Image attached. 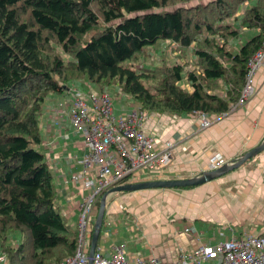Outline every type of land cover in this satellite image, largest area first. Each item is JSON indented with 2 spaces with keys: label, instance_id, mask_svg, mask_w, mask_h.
<instances>
[{
  "label": "trees",
  "instance_id": "16d2710c",
  "mask_svg": "<svg viewBox=\"0 0 264 264\" xmlns=\"http://www.w3.org/2000/svg\"><path fill=\"white\" fill-rule=\"evenodd\" d=\"M187 1L0 0V254L8 264H58L77 246L36 147L50 94L86 82L146 113L178 116L220 115L237 102L246 64L264 40V0L169 7ZM238 2L247 7L229 24ZM234 39L241 43L232 50ZM161 42L191 50L194 68L183 60L146 66L145 52ZM12 233L17 238L8 242Z\"/></svg>",
  "mask_w": 264,
  "mask_h": 264
},
{
  "label": "crops",
  "instance_id": "0c3cea01",
  "mask_svg": "<svg viewBox=\"0 0 264 264\" xmlns=\"http://www.w3.org/2000/svg\"><path fill=\"white\" fill-rule=\"evenodd\" d=\"M77 86L88 89L86 83ZM254 91L243 107L220 115L209 114L212 123L205 128L198 126L196 114L178 116L158 111L149 117L144 129L159 144L172 140L175 146L171 165L164 172L146 174L147 179L143 180L197 175L205 170L207 157L212 152L233 160L258 145L264 139V69L255 75ZM62 96L64 93H54L46 99L39 120L41 139L36 147L48 153L46 159L58 193L56 204L67 223L76 228L81 191L78 184L65 181V177L67 180L81 168L78 160L84 150L66 113L57 116L53 112ZM131 106L132 103L128 108ZM128 108L122 107V110ZM138 181L127 179L125 182ZM189 222L197 236L183 231ZM220 229L224 231L223 237L231 231L236 234L264 232V150L235 169L196 186L110 193L97 247L109 255L114 245L124 243L130 258L154 256L167 261L177 252H191L200 242L213 243L223 238L218 236Z\"/></svg>",
  "mask_w": 264,
  "mask_h": 264
},
{
  "label": "built area",
  "instance_id": "2783aa9c",
  "mask_svg": "<svg viewBox=\"0 0 264 264\" xmlns=\"http://www.w3.org/2000/svg\"><path fill=\"white\" fill-rule=\"evenodd\" d=\"M261 69H264V40L246 64L245 82L231 109L243 107L253 96L254 78ZM112 99L108 92L70 87L52 108L57 116L66 113L65 117L72 131L80 136L84 150L78 160L81 168L71 173L67 180L65 177V181L78 184L81 191L76 222L77 246L73 255L64 257L58 264L88 263L94 212L105 190L124 183L131 176L164 172L172 163L175 144L172 140H163L159 144L158 139L144 129L147 113L132 107L117 115ZM194 114L200 128L212 123L209 114L202 111ZM230 161L219 152H212L207 157L205 170L216 169ZM183 231L197 236L191 222L183 227ZM218 236L223 237L224 231L220 229ZM91 261L92 264H264V232L236 234L231 231L229 236L213 243L200 242L189 253L177 252L167 261L154 256L130 258L124 243H119L112 247L109 255L96 247ZM0 264H8L6 255L0 254Z\"/></svg>",
  "mask_w": 264,
  "mask_h": 264
},
{
  "label": "water",
  "instance_id": "95a60500",
  "mask_svg": "<svg viewBox=\"0 0 264 264\" xmlns=\"http://www.w3.org/2000/svg\"><path fill=\"white\" fill-rule=\"evenodd\" d=\"M264 150V139L256 146L252 147L248 151L244 152L239 158L233 159L228 163H225L213 170H203L197 175L190 177H178V178H165V179H151V180H141L138 182H125L109 187L105 192H103L99 198V204L97 207L95 220L93 223L90 244H89V260L87 264H92L91 256L97 247L98 238L101 231V226L103 222V217L105 213L106 198L110 193L120 192V191H134L145 188H172V187H187L196 186L207 181H210L217 176H220L226 172H229L247 159L253 157L260 151Z\"/></svg>",
  "mask_w": 264,
  "mask_h": 264
},
{
  "label": "rangeland",
  "instance_id": "374dc122",
  "mask_svg": "<svg viewBox=\"0 0 264 264\" xmlns=\"http://www.w3.org/2000/svg\"><path fill=\"white\" fill-rule=\"evenodd\" d=\"M211 0H190V1H187V3H177L176 5H173V6H169V7H175V8H177V7H179V6H185V7H187V6H192V5H206L207 3H209ZM247 5V3L246 2H244V3H242L241 4V6H240V2H238V3H235V7H236V9H235V7H234V10L232 11V14H231V16L230 17H228L226 20V22L227 23H229V24H231L233 21H237V20H235L236 18V14H237V12H238V17L241 15V13L245 10V8L247 7L246 6ZM237 11V12H236ZM22 19H27V14L26 13H22L21 14V16H20ZM240 30L241 31H239V33H240V35L242 36V38H247V37H249V35H250V30H248L247 28H245V27H242L241 26V28H240ZM252 30V29H251ZM254 32V31H253ZM239 38V37H238ZM241 38V39H242ZM217 40V39H216ZM221 39H219L218 38V40H217V42L218 41H220ZM240 39H234L233 41H232V45L231 46H229L232 50H235V48H236V46L238 45V44H240L241 42L239 41ZM243 40V39H242ZM239 41V42H238ZM238 42V43H237ZM227 43L228 44H230V39H228V41H227ZM177 46H178V44H175V43H169V42H161V43H159L158 45H155V46H152V47H149L148 49H147V51L145 52V56H144V63L146 64V66H156V64L157 63H160V61H162V62H179V61H181V60H183V62L184 61H186L185 62V65H186V68L185 69H188V68H191V67H193L194 68V66H191V63H190V61H193L192 60V53H191V50L190 51H186V53H180V51L177 49ZM225 47H227V45L225 44ZM59 49V48H58ZM178 51H177V50ZM63 57H65L64 56V54H63ZM187 59H189V60H187ZM188 64V65H187ZM84 83H86V82H84ZM86 84H88V83H86ZM90 84V83H89ZM185 84H187V83H185ZM185 84H182V86H184V87H188L187 85H185ZM88 87H90L92 90H93V88L91 87V85H88ZM118 97H119V95H118ZM113 98H115V101H114V103H113V106L116 108V112L119 114V113H122V111H124V110H122V108L121 107H123V108H128V106L130 105V103H131V100H126L125 98H122V99H118L117 98V96L116 95H113ZM126 100V101H125ZM117 110H119V112L117 111ZM122 110V111H121ZM146 113V112H145ZM156 112H149V113H147V115H148V118L149 117H152V115L154 116V115H156L155 114ZM146 124V123H145ZM48 155V153H45V156H47ZM145 176H147V175H142V176H131V177H129L128 179H130V180H134V181H138V180H143V179H147V178H144ZM151 176V175H150ZM58 193H57V196H56V203H57V200H58ZM108 197V196H107ZM107 199V198H106ZM9 240H8V242H12V241H14V240H16V238H17V235H15L14 233H12V234H10L9 235Z\"/></svg>",
  "mask_w": 264,
  "mask_h": 264
},
{
  "label": "bare ground",
  "instance_id": "6f19581e",
  "mask_svg": "<svg viewBox=\"0 0 264 264\" xmlns=\"http://www.w3.org/2000/svg\"><path fill=\"white\" fill-rule=\"evenodd\" d=\"M117 98H118V96H117ZM114 101H115V98H113L112 100H111V103H112V105H113V103H114ZM132 107H136V108H138V109H140L137 105H135V104H133V106H131V107H129L128 109H130V108H132ZM122 108V107H121ZM113 109H114V112H115V107L113 106ZM127 109V110H128ZM141 110V109H140ZM143 111V110H142ZM117 114V113H116ZM117 115H119V114H117ZM68 147V146H67ZM40 149V148H39ZM61 198V197H60ZM62 213V212H61ZM65 220V219H64ZM63 221V220H62ZM64 222V221H63ZM25 232V231H24ZM28 233V232H27ZM29 234H27V236H28ZM28 240V239H27ZM29 241H30V238H29ZM29 241H28V243H29ZM26 244H27V242H26ZM28 246V245H27ZM28 252V251H27ZM25 253H26V250H25ZM20 262V261H19ZM25 262V261H24ZM23 264V263H22Z\"/></svg>",
  "mask_w": 264,
  "mask_h": 264
}]
</instances>
